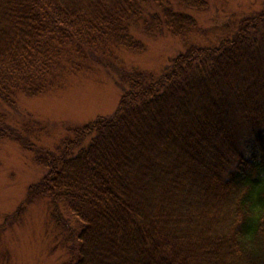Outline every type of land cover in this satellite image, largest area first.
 Masks as SVG:
<instances>
[{"label":"trees","instance_id":"16d2710c","mask_svg":"<svg viewBox=\"0 0 264 264\" xmlns=\"http://www.w3.org/2000/svg\"><path fill=\"white\" fill-rule=\"evenodd\" d=\"M147 5L161 13L149 15L146 31L174 37L196 28L176 6L207 8L206 0H0V103L14 107L18 93L57 82L78 60L70 46L91 35L96 45L142 49L130 28ZM90 44L83 59L94 55ZM120 75L115 114L37 154L46 173L5 221L47 199L67 232L65 264H264V9L218 46H190L160 77ZM5 119L0 140L31 151L28 131Z\"/></svg>","mask_w":264,"mask_h":264},{"label":"rangeland","instance_id":"374dc122","mask_svg":"<svg viewBox=\"0 0 264 264\" xmlns=\"http://www.w3.org/2000/svg\"><path fill=\"white\" fill-rule=\"evenodd\" d=\"M206 3L207 8L200 11L176 6L177 11L196 21L195 30L181 37H174L165 29L148 33L144 21L151 13L161 11L155 5H147L144 20L133 22L130 28L131 36L142 49L107 45L103 41L96 45V35H91L94 55L96 51L107 50L106 59L101 55L83 59L81 52L90 40L81 39L77 47L70 46L71 55L78 60L56 72L57 82L46 85L36 96L18 93L14 107L0 103L5 122L21 132L27 130L33 148L30 151L11 140H0V225L7 222L0 236V264H65L69 260L67 232L54 224L47 199L27 205L19 217L5 221L25 202L28 188L46 173L35 160L37 154L54 152L63 140L72 138V129L112 117L123 94L122 72L160 77L175 57L190 46L216 47L233 36L241 20L264 9V0H206ZM241 145L247 150L243 142ZM62 214L75 226L77 219L71 213L62 208Z\"/></svg>","mask_w":264,"mask_h":264}]
</instances>
